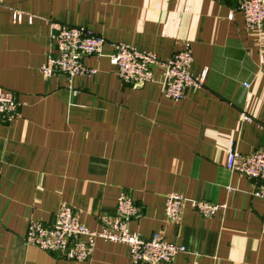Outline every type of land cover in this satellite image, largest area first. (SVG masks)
<instances>
[{"label": "crops", "instance_id": "obj_1", "mask_svg": "<svg viewBox=\"0 0 264 264\" xmlns=\"http://www.w3.org/2000/svg\"><path fill=\"white\" fill-rule=\"evenodd\" d=\"M52 21L162 59L189 47L206 83L173 101L160 72L126 84L105 55L87 57L97 72L71 89L65 75L41 73ZM0 87L23 102L21 117L0 122V264H131L128 245L104 239L85 261L26 242L30 221L53 223L63 203L99 229L124 191L143 214L133 232L187 248L171 264H264V200L254 180L226 167L234 144L244 154L264 149V41L249 34L236 0H2ZM250 94L255 120L238 131ZM174 192L227 207L205 218L188 202L175 225L165 211Z\"/></svg>", "mask_w": 264, "mask_h": 264}, {"label": "built area", "instance_id": "obj_2", "mask_svg": "<svg viewBox=\"0 0 264 264\" xmlns=\"http://www.w3.org/2000/svg\"><path fill=\"white\" fill-rule=\"evenodd\" d=\"M236 1L237 9L244 16L247 31L261 46L264 41V0ZM13 14L16 21H22L25 16L20 10L13 11ZM51 26V46L41 66V73L45 78L65 75L71 89L76 76L90 77L97 72V69L86 64L85 59L90 56L100 59L105 55L118 69L126 84L155 81L157 73L160 72L159 81L163 94L173 101L183 99L189 89H200L206 83V72L197 76L191 70L194 57L189 47L177 51L169 59H162L156 53L141 51L126 43L108 41L86 26H71L57 21H52ZM108 45L110 51L106 54L105 48ZM244 85L250 86L248 83ZM250 102L251 94L246 108L240 114L236 127L238 131L242 129L245 121L255 120L249 111ZM22 107L23 102L12 90L0 87V122L10 123L21 117ZM226 167L234 173L254 180L256 188L253 194L264 200V149L244 154L234 144L226 153ZM188 202L205 218H211L227 207L225 204L206 200H188L180 193H169L165 200V211L171 223H182ZM142 215L134 199L124 191L118 197L116 212L112 215H100L101 227L91 229L80 219L79 213L72 206L63 203L53 223L46 225L41 221H30L26 242L70 261L90 259L98 239L128 245L131 264H171L178 254L187 252L184 245L170 242L158 233L146 238L133 232L130 222L141 218Z\"/></svg>", "mask_w": 264, "mask_h": 264}]
</instances>
